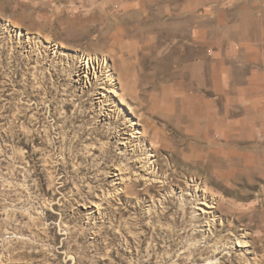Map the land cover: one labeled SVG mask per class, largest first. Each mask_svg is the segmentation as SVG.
I'll return each mask as SVG.
<instances>
[{"label":"rangeland","instance_id":"obj_1","mask_svg":"<svg viewBox=\"0 0 264 264\" xmlns=\"http://www.w3.org/2000/svg\"><path fill=\"white\" fill-rule=\"evenodd\" d=\"M225 2L264 14V0H0V264H264V112L220 92L204 37ZM20 34L56 47L55 68L28 58L12 41ZM89 54L111 66V97L139 122L167 188L114 181L130 155L95 110V87L76 85ZM218 152L234 156L230 170ZM184 154L197 157L191 166ZM195 175L220 207L181 204ZM92 202L102 214L89 216Z\"/></svg>","mask_w":264,"mask_h":264},{"label":"bare ground","instance_id":"obj_2","mask_svg":"<svg viewBox=\"0 0 264 264\" xmlns=\"http://www.w3.org/2000/svg\"><path fill=\"white\" fill-rule=\"evenodd\" d=\"M11 38H12L13 43L17 44L24 51V53H26L28 58L35 59L37 63H40V64H47L49 69H54L55 66L57 65V61L55 57L58 53V50L56 47L39 46L33 43V40L31 39V37L29 36L26 37L23 34L16 35V36L14 35ZM97 56H92L89 54V55H82L81 57H79V61L74 70V75H75L76 85L79 89L85 91L88 88L95 87L94 92H95L96 99H97L95 110L98 111V114L100 117H102V120L107 123V128L109 130V133L113 138H116V142L119 145H121L120 149L122 150L124 149V151L130 155L129 158L123 159V160H120L114 163L113 166H114L115 175H116V178H114V181L120 180V183H122V181L126 179L128 180V182H130L128 185H131L140 179V180H145V182L148 183L147 186L150 187L151 189H155V185L152 182H156V191H158L157 190L158 182L163 183L162 188H167L168 184H170L172 179L169 177L168 173L162 169L163 164H161L160 161H158L157 154H156V160H155L153 158L154 153H152L147 148H144V145L141 143V139L142 137H144V132H142L139 129L140 128L138 126L139 122L135 121L134 118H132L130 114H128L127 112L124 113V108L120 106L118 102L112 99L111 97L112 93L117 92V89H118L117 77H115V74L112 71V68L109 65L108 61L105 58L102 59ZM120 80L122 82V89L124 91L121 94V101L122 103H125V102L127 103L129 102L128 101L129 98L127 97V95H130L132 93H131V90H129L128 85L123 82V77H121V75H120ZM239 125L241 124L239 123ZM210 127L212 126L210 125ZM138 133H141V134H138ZM222 133L224 134L225 132H222ZM1 152H3L4 154L5 149L1 148L0 153ZM175 156H176V153L173 151V154L172 156H170V158H174ZM194 158H197L195 157L194 154H190V155L184 154L182 159L181 157H179V160L181 162L184 161V164L186 166H191V162L189 159H194ZM215 158L218 160H221L222 163H224L223 166L227 167L229 170L232 168L234 156L228 155L227 152L224 153V155H221L218 152V155L215 154ZM197 160L199 161L200 159H197ZM223 174L224 173H222V175ZM199 178L200 177L198 175H195L190 179L186 177L185 182L187 184L188 190H191L192 187H194L195 189H197V191H195V193L193 194V197L191 196V199L184 198V195H188V194L181 191V196H180L182 200L181 204L183 206H186L187 204H190L192 202L195 204H203L209 208L217 209L218 207L221 206L220 202L217 203L213 199H207V195L204 196L203 194V196H201L198 193V190H201V183H202L201 178L200 179ZM118 187L115 192L119 190ZM172 192L173 191L171 190V191L164 192L165 195L162 194L164 196L165 201L167 200V197L170 198L171 194H173ZM231 192L233 193L232 190ZM92 204L95 207H97V211L91 210L89 212V216L96 217L95 213L99 211H100V214H102L100 210V204H98L97 202H92ZM200 209L202 211L206 210L204 209V207H201ZM210 220H207V222L204 223L205 220L204 222H201V219L197 218L196 224L200 223V226L204 227L210 224ZM214 222L215 221H212L211 225H213ZM208 230L210 233L211 229H208ZM244 236L245 234H243L242 237ZM206 239L209 240L210 238L207 237ZM237 239L239 242L238 244L242 242L244 243L243 245L245 246L248 245L246 241L245 240L242 241L240 237ZM215 245H216L215 247L217 250L220 249V247H222L219 244V242H217ZM221 251H222V248H221ZM247 262L249 263V260H247Z\"/></svg>","mask_w":264,"mask_h":264},{"label":"crops","instance_id":"obj_3","mask_svg":"<svg viewBox=\"0 0 264 264\" xmlns=\"http://www.w3.org/2000/svg\"><path fill=\"white\" fill-rule=\"evenodd\" d=\"M237 5H214L208 15L214 24L204 37L221 66L219 88L224 90L220 92L230 98L236 90L240 104L256 102L246 105L248 112H264V34H256L258 30L264 32V14L250 4ZM211 87L214 88L212 83Z\"/></svg>","mask_w":264,"mask_h":264}]
</instances>
